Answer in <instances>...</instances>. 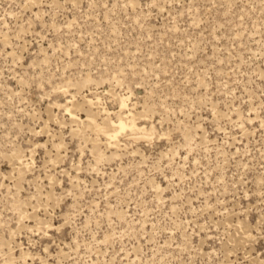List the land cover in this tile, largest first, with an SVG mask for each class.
Masks as SVG:
<instances>
[{
  "label": "rangeland",
  "instance_id": "rangeland-1",
  "mask_svg": "<svg viewBox=\"0 0 264 264\" xmlns=\"http://www.w3.org/2000/svg\"><path fill=\"white\" fill-rule=\"evenodd\" d=\"M0 264H264V0H0Z\"/></svg>",
  "mask_w": 264,
  "mask_h": 264
},
{
  "label": "bare ground",
  "instance_id": "bare-ground-1",
  "mask_svg": "<svg viewBox=\"0 0 264 264\" xmlns=\"http://www.w3.org/2000/svg\"><path fill=\"white\" fill-rule=\"evenodd\" d=\"M71 116H73L72 114H70ZM127 120H122L117 124H112L113 126V131L111 132H104V134H106V136L108 137L109 140H115L117 138V134H120L126 130H129V132H131L129 135L132 137L131 139L133 141H149L151 140V136H152V130L150 129L148 130L145 127H140L137 124H135L134 122H131L130 124L126 123ZM96 127V125H95Z\"/></svg>",
  "mask_w": 264,
  "mask_h": 264
}]
</instances>
